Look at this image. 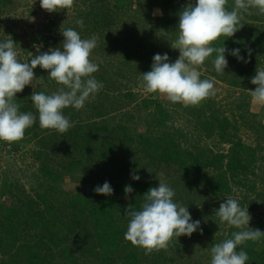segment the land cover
Returning a JSON list of instances; mask_svg holds the SVG:
<instances>
[{"label":"trees","instance_id":"trees-1","mask_svg":"<svg viewBox=\"0 0 264 264\" xmlns=\"http://www.w3.org/2000/svg\"><path fill=\"white\" fill-rule=\"evenodd\" d=\"M9 2L11 0H0V14L7 13ZM195 2L196 0H75L74 18L68 23H62L65 19L61 17L50 18L48 25H45L46 33H43L42 28L35 32L34 41L43 43L40 51L32 52L33 47L27 45L18 59L22 63L30 62L34 55L46 52V47L61 48L64 37L50 34L49 30L52 28L63 31L71 27L82 39L95 36L98 46L92 50L90 58L99 65V70L93 76L103 84V88L94 96V114L104 116L105 106L101 103L99 107L97 99L110 101L112 108L116 106L117 110L122 108L123 98L131 99L135 96L132 91L122 93L121 82L117 84L119 77L126 79V71L136 75V68L143 61L147 67H151L155 54L167 53L169 59H174L171 45L178 38L179 13L188 3ZM154 6L160 9L159 14L151 13ZM227 6L231 10L234 0H228ZM65 11L66 9L58 10L62 15ZM243 15L244 24L240 31L245 34V39L237 44V49L240 50V56L248 62L242 65L243 61L230 54L232 49L226 42H215L214 47H226L228 51L225 57L235 64V69L226 68L225 73H217L213 64L215 53L204 63L208 66L207 72L217 80L230 84L234 89L239 88L234 91L239 96H243L248 87H257L251 83V78L256 75V62H261L264 55V14L251 8L249 13ZM78 19L84 21L83 27L76 24ZM235 35L230 38L235 40ZM147 40L150 45L145 49ZM22 53L25 54V59ZM113 58L117 60L116 64H112ZM136 58L139 61L134 64L133 60ZM111 64L114 66L112 72L108 68ZM238 71L242 76L240 80ZM34 74V92L51 94L62 87L49 78L47 70L39 66L34 69ZM200 78L210 79L205 73ZM115 86L123 98L116 96L115 92L110 93ZM30 90L31 87L26 86L23 92L16 94V100H23L29 105ZM141 104L145 109L154 104V112L144 113L139 119L137 112L143 109L138 108L135 113H129L127 117L124 116L125 119L112 125L102 120H90L86 122L89 128L82 132L79 130L83 126L78 124L75 131L70 128L66 133L52 134L54 137L45 136L39 140L41 148L36 151L42 178L39 187L44 188V191H37V201L32 198L28 200L29 211L26 215H20V222L16 221L19 214L17 206L0 204V252L8 259H3L2 264H211V247L226 238H232L231 233L239 229L232 226L226 233L208 241V246L205 247L203 243L206 236L215 234L217 228L210 229L204 225L190 236L192 240L175 242L173 239L167 250L145 255L143 248L133 246L124 238L130 222L125 210L129 205L140 210L143 196L150 188L158 187L161 181L175 191L174 202L188 207L192 220L196 221L204 210L201 207L204 192L199 184L207 186L210 194L231 193L232 183H240L249 174L257 175V150L237 136L239 121L236 112L232 111V118L221 112L215 107L214 96L197 106L188 105L187 108L192 121H196L195 126L204 129L206 133L216 132L221 140L231 143L227 151L206 148L204 152L197 144L190 148L181 146V141H186L185 138L182 139L183 133L178 129H166L170 119L169 109L155 99L145 98ZM242 105L243 102L238 104L237 109ZM20 111L33 113L35 110L28 111L24 105ZM69 115L72 119L76 118L73 111ZM239 116L243 123L245 115L241 113ZM253 128L260 137L261 131L264 133V124L254 123ZM40 129L37 116L36 122L28 131L35 138ZM94 131L103 132L104 135L98 139ZM45 145L57 146L65 153L67 159L64 163L59 161L61 169L56 170L49 163L42 148ZM76 152L80 155L77 156ZM88 159L102 164L97 172L99 174L84 171ZM132 174L139 175L140 179L133 180ZM66 176L70 178L71 187L60 189L59 184L65 182ZM106 181L113 188V194L106 196L95 193L94 188L102 186ZM86 184L90 185L89 191L76 190ZM126 186H131L133 192L126 194ZM41 204L44 207L41 208ZM203 216L209 215L203 212ZM206 218L212 220L211 215ZM254 224L256 227L254 225L253 229L258 228L264 232V220H258ZM250 242L252 241L238 246L237 251L247 252L249 259L246 264H264V240L258 248L249 245ZM121 257L122 261L119 262Z\"/></svg>","mask_w":264,"mask_h":264},{"label":"clouds","instance_id":"clouds-1","mask_svg":"<svg viewBox=\"0 0 264 264\" xmlns=\"http://www.w3.org/2000/svg\"><path fill=\"white\" fill-rule=\"evenodd\" d=\"M75 0H40V7L49 13L67 10L74 7ZM228 0H196L188 3L179 13L178 38L171 45L179 50V58L169 62L167 53L155 54L151 70L141 74L142 87L146 93H158L173 104L197 106L204 100L215 96L214 80L201 79L198 68L213 53V64L219 74L225 73L228 61L225 46L214 47L220 37H232L242 27L243 13L249 9H258L264 14V0H234V7L229 10ZM80 27L82 19L76 20ZM62 49H49L35 55L30 62H20L16 43L12 38L0 41V141L9 145L24 139L25 132L37 120L32 112H21L16 102V94L23 92L26 86L32 85L35 79L34 69L39 66L47 70L49 78L61 85L51 94L32 92L31 101L38 111L39 126L42 129L66 133L72 122L63 114V109L71 106L80 110L85 102L103 88L93 76L99 65L91 60L92 50L98 46L95 36L82 39L81 35L69 27L63 30ZM240 50L234 49L231 55L247 63L240 56ZM251 55V50H249ZM256 85L254 91L248 90L254 104L264 105V68H257L251 78ZM133 180L140 176L132 174ZM113 188L106 181L94 188V192L110 196ZM125 193H132L131 186H126ZM175 191L168 184L159 181L143 196L140 210L129 205L125 215L130 218L125 240L133 246L143 248L145 255L160 250H167L174 238L191 236L200 229V221H193L188 210L174 202ZM216 215L221 223H227L239 231L231 233L232 238L211 247V264H246L247 252L237 251L238 246L246 241H259L264 237L260 229L250 228L252 219L248 207L242 208L237 199L227 198L220 203ZM202 234V229H201Z\"/></svg>","mask_w":264,"mask_h":264},{"label":"rangeland","instance_id":"rangeland-1","mask_svg":"<svg viewBox=\"0 0 264 264\" xmlns=\"http://www.w3.org/2000/svg\"><path fill=\"white\" fill-rule=\"evenodd\" d=\"M7 8V13L3 14V12L0 14V41L12 38V40L17 44L16 49L18 51V57L20 56L22 49H24L27 45L33 47L34 50L32 52L40 51V48L43 47V43L34 41L35 32L38 28H42L43 33H46L44 31L46 28L45 25H48L50 18L55 16L61 17L65 19L62 23H68L74 18L76 12V9L71 8L63 12L64 15L59 12L49 13L40 7V0H11ZM151 13L159 14L160 9L154 6L151 8ZM7 28L9 30H6ZM61 32L62 30H56L55 28L49 30V33L56 37H62L63 35ZM235 36V40L230 37L222 36L216 43L226 42L230 49H237V44L245 39V34L239 30L236 32ZM149 45L150 43L147 40L145 49H148ZM56 48H60V46L46 47V52L49 51V49ZM60 49L63 50L62 47ZM143 53H145L144 49ZM29 55L30 54H28V56ZM32 55H34V53H32ZM172 55L174 56V59H169V62H175V60L179 58V50L172 48ZM22 56L23 59H25L24 53H22ZM226 59L228 61L227 68L234 70L235 64L229 62L230 60L228 57H226ZM133 61L135 64L138 63L139 60L136 58V60ZM93 62L95 63V60H93ZM143 62H141L136 68V75L133 76L132 72L126 71V79L122 77L117 79V84L121 82L120 85L122 86V93L132 91L135 95L133 98H123L121 96L122 93L116 91V86L113 87V91H110V93L113 94L115 92L116 96H121L123 98L121 101L123 106L122 108H118L116 110V106L113 109L110 101L106 100V102H104V100L100 101L97 99L96 104L100 107V104L103 103L105 106L103 109L106 112L104 116L99 117L94 114L96 108L94 107L95 101L92 97L85 102V106L80 110H76L75 108L69 106L67 109L63 110V114L70 120V122H72L73 126L71 129L75 131L77 130L78 124H81L83 128L81 131L79 130V132H82L84 129L87 130L89 126L86 122L95 119L98 121H105V123L112 125L124 118V116L127 117L129 113H135L138 108H142V111L137 112L138 118L140 119V116L144 113L154 112L155 110L154 104L150 105L147 109L142 107V100L149 98L159 101L165 108L169 109L170 119L167 122L166 129L171 131H177L178 129L183 133L184 136L182 139L185 138L186 141L179 138V140H182L181 146L190 148L193 144H197L199 149L204 152H206V148H211L215 151H227L230 147V142L221 140L216 132L206 133L204 129L195 126L196 121H192L189 108H187L188 105L181 103L173 104L165 96L158 93H146L144 91L141 86L143 83L141 74L150 71L151 67H147ZM116 63L117 60L113 58L112 64ZM112 64L108 67L111 72L114 67ZM244 64L245 63L243 62L242 65ZM256 65L257 68H264V55H262V61L256 62ZM198 71L201 74L205 73L210 79L214 80V87L216 89V94L214 96L216 100L215 107L217 106L221 112L226 113L231 118L232 111L236 112L235 115L239 121V131L237 136L240 137L246 144L255 146L257 150V157L259 158L257 167H255L257 175L249 174L248 178L242 180L240 183H232V191L229 194H210V189L207 186H204L203 183L199 184L201 185L200 188L202 192H204V199L201 200V207H204V210L202 211L201 217L198 219L200 221V227L206 225L210 229L213 227L217 228V232L215 234L206 236V241L203 243V246L206 247L208 246V241L216 239V237L222 233H226L232 227L226 222L221 223L216 215V210L219 209L220 203H223L229 197L237 199L242 208L248 207V211L252 217L249 223L250 228H253L255 225L254 223L258 220H264V133L261 131L262 134L260 137L256 129L253 128L254 123L264 124V105L254 104L252 102V98L248 90L254 91L255 89L253 86L248 87L243 96H239V93L234 92L239 88L234 89V87L230 84L217 80L211 73L207 72L208 66L203 64L198 68ZM237 76L239 80L242 79L240 71H238ZM29 86L31 87V96L36 87V81L33 80L32 85ZM16 102L20 105V108L25 105L28 111L29 109L33 111L35 110L33 115L36 117L38 116L37 110L35 109L32 101L29 105L20 99H17ZM242 102L243 105L237 109L236 106ZM71 111L75 113V119L70 117L69 112ZM241 113L245 115L244 119H246L243 123L239 116ZM81 119L85 120L83 121ZM28 129L25 132L24 139L19 142H14L9 145L5 141H0V192H4L0 193V204L4 203L9 207L17 206L16 210H18L19 213L16 217L17 222L22 221L20 215H26L28 213V200L32 198L37 201V191H44V188L39 187V183L42 180L40 176L41 173L39 171L40 161L36 156V151L41 148L39 140L45 136L49 138L54 137L52 134L59 133L56 130L40 129L39 135L34 138ZM93 133L96 137H98V139L104 135L103 132L100 131H94ZM176 137L178 136L176 135ZM42 148L46 157L48 156L49 158V163L53 165L56 170L61 169L59 161L64 163L67 159L65 153H63L57 146L46 147L45 145L42 146ZM76 155L78 156L80 153L76 152ZM101 165L102 164L97 163L94 159H88L86 161V168L84 171H87L88 173L89 171L97 173L100 171ZM96 167H99V169L96 170ZM70 183V178L66 176L65 182L60 183L59 188L70 189ZM76 190L85 192L89 191L90 185H81L78 189L76 188ZM40 207H44V204H41ZM203 212H207L209 216L211 215L212 220L206 218L209 216H203ZM190 239L191 237L188 236L174 238L175 242L190 241ZM263 240L264 237H262L259 241H252L248 244L258 248L262 244ZM3 259H5V256L0 252V264H2ZM121 261L122 257L119 259V262Z\"/></svg>","mask_w":264,"mask_h":264}]
</instances>
